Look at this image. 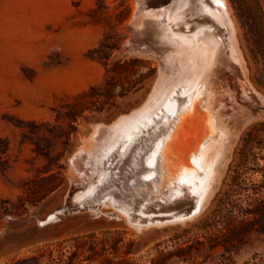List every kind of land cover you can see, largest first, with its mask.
<instances>
[{"label":"rangeland","instance_id":"374dc122","mask_svg":"<svg viewBox=\"0 0 264 264\" xmlns=\"http://www.w3.org/2000/svg\"><path fill=\"white\" fill-rule=\"evenodd\" d=\"M229 1L249 79L264 94L263 1ZM132 7L131 0H0V264H264V120L244 130L210 204L184 225L139 233L102 214L84 227L77 218L84 210L60 216L56 239L6 237L12 220L63 209L68 186L80 184L68 177L79 137L137 108L154 83L157 63L127 51ZM92 86L94 97L79 96ZM106 89L114 97L99 111L91 102L99 107ZM73 105L91 109L65 140ZM37 150L61 155L60 168ZM139 242L149 243L146 252L137 253Z\"/></svg>","mask_w":264,"mask_h":264},{"label":"bare ground","instance_id":"6f19581e","mask_svg":"<svg viewBox=\"0 0 264 264\" xmlns=\"http://www.w3.org/2000/svg\"><path fill=\"white\" fill-rule=\"evenodd\" d=\"M131 1L127 51L156 62L157 74L137 108L79 137L68 177L80 184L67 205L143 233L204 212L244 130L264 120V94L229 0Z\"/></svg>","mask_w":264,"mask_h":264},{"label":"water","instance_id":"95a60500","mask_svg":"<svg viewBox=\"0 0 264 264\" xmlns=\"http://www.w3.org/2000/svg\"><path fill=\"white\" fill-rule=\"evenodd\" d=\"M148 2L150 3V0H148ZM74 154L75 152L73 153L71 157L68 158V168L70 165V160L73 158ZM74 188L75 187L73 186L71 188H69L68 186V194L66 193L67 196L65 198L66 205L63 207V209L60 210V211L63 210L62 215H65V214L67 215V213L71 214L72 212H76V211L83 212L84 210H87L85 209L84 206L80 207V209L68 208L67 201L71 195V192L74 190ZM59 196H65V195L60 194ZM106 216L110 219L116 218L110 215H106ZM98 217L99 215L98 216L92 215L91 212H89L85 215L77 217L79 219L78 225H83L84 227L91 226L96 222ZM48 219H49V215L45 217L44 219H40L36 217L34 218L32 216H29L24 219L12 220L10 222L9 231L7 232L9 234H7L6 237H15L17 239L30 238V239H35L39 242L56 239L59 235V223L61 222V217L60 219L56 221L55 219L48 221ZM42 220H45V221H43L42 223L40 222ZM148 247H149V243L139 242L136 246V251L138 254H141V253L146 252Z\"/></svg>","mask_w":264,"mask_h":264},{"label":"trees","instance_id":"16d2710c","mask_svg":"<svg viewBox=\"0 0 264 264\" xmlns=\"http://www.w3.org/2000/svg\"><path fill=\"white\" fill-rule=\"evenodd\" d=\"M95 53V52H94ZM97 90H98V88H97V86H92L91 88H90V91L89 92H87V91H85V92H83L81 95H79V96H82V97H86V96H89L90 98H92V97H94L95 95H96V92H97ZM98 95V94H97ZM102 96V95H101ZM103 96H105L106 97V100L103 102H101L100 101V106L98 107V106H96L97 105V102L99 101H94V102H91V104L93 105V106H95L96 107V109H98L99 111L100 110H102L103 109V106L106 104V102L107 101H109V100H111L113 97H114V94H113V92H112V90H108V89H106L105 90V94L103 95ZM122 96V95H121ZM99 97V96H98ZM84 107H85V109H91V107H88V106H82V107H80L79 105H73V106H71L70 108H69V110L65 113V115H66V118H67V120L69 121V130H67L66 132H64V136H62V137H64V139L66 140V139H69V136H70V132H71V129H72V127H73V124L76 122V120H77V117L79 116V115H81V113L83 112V109H84ZM33 126H36V123L35 122H32L31 123ZM32 134H38L39 132H31ZM56 138H60V136H55ZM2 140H0V142H1ZM5 150L3 149H0V154H5V152H4ZM37 153L39 154V155H43L46 159H48V160H50L52 163L55 161V164H57V166H58V168H60V166H59V164L57 163V161H59L60 160V157H61V155H58L57 157H55V158H51L50 156H49V153L47 152H40L39 150H37ZM0 159H1V156H0ZM50 170V169H49ZM59 174V173H58ZM57 178V174H53V175H51V176H49V178L48 179H50V180H54V179H56ZM58 186H59V183L58 184H54L53 186H51V188L47 191V194L46 195H48L50 192H52V191H54L56 188H58ZM32 191V190H31ZM5 213H7L8 212V210H5L4 211Z\"/></svg>","mask_w":264,"mask_h":264}]
</instances>
